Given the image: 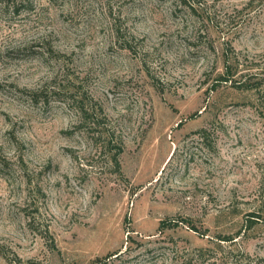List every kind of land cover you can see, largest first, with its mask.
<instances>
[{
    "label": "rangeland",
    "instance_id": "374dc122",
    "mask_svg": "<svg viewBox=\"0 0 264 264\" xmlns=\"http://www.w3.org/2000/svg\"><path fill=\"white\" fill-rule=\"evenodd\" d=\"M0 264H264V0H0Z\"/></svg>",
    "mask_w": 264,
    "mask_h": 264
},
{
    "label": "trees",
    "instance_id": "16d2710c",
    "mask_svg": "<svg viewBox=\"0 0 264 264\" xmlns=\"http://www.w3.org/2000/svg\"><path fill=\"white\" fill-rule=\"evenodd\" d=\"M224 80H226V78H224ZM165 223H166V222H164V221L160 222V227H164ZM192 227H193V226H192Z\"/></svg>",
    "mask_w": 264,
    "mask_h": 264
}]
</instances>
